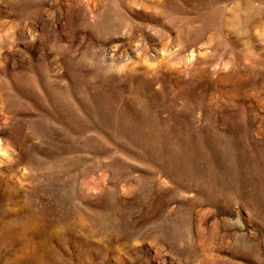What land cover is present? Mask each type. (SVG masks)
<instances>
[{"label": "rangeland", "instance_id": "374dc122", "mask_svg": "<svg viewBox=\"0 0 264 264\" xmlns=\"http://www.w3.org/2000/svg\"><path fill=\"white\" fill-rule=\"evenodd\" d=\"M0 264H264V0H0Z\"/></svg>", "mask_w": 264, "mask_h": 264}]
</instances>
